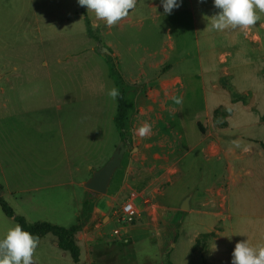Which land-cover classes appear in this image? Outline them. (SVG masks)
<instances>
[{
  "label": "rangeland",
  "instance_id": "obj_1",
  "mask_svg": "<svg viewBox=\"0 0 264 264\" xmlns=\"http://www.w3.org/2000/svg\"><path fill=\"white\" fill-rule=\"evenodd\" d=\"M177 2L180 6L165 14L161 0H137L130 12L143 18L141 27L121 22L107 27L77 0H0V198L27 224L66 228L82 223L74 238L83 264H202L200 252L212 234L192 246L202 209L182 213L179 204L191 195L199 205L208 197L206 188L226 187L228 128L248 130L264 117V54L252 41L253 35L261 39L264 34L253 27L248 34L239 28L202 31L195 1L193 15L187 0ZM203 10L212 12L209 16L219 11L213 0H203ZM91 35H99L98 41ZM212 40H218L213 50ZM164 56L170 75L183 76L189 69L184 88L173 81L166 87L161 83L160 90L155 77L150 78L148 65ZM198 59L212 64L199 68ZM211 67L215 70L207 75L203 70ZM113 87L123 93V132L113 122L116 101L107 95ZM172 97L182 98V104ZM164 106L168 109L157 128L173 143L180 180L169 188L161 181L137 192L128 184L131 177L145 175L139 188L144 189L154 172L139 166L141 138H135L134 129L145 122L152 125L143 139L148 144ZM89 116L93 138L91 145L82 144L90 153L91 172L105 164L118 144L126 147L104 193L73 188L57 167L62 156L58 124L77 127ZM201 126L216 127V156L203 150ZM65 147L69 150L71 143ZM235 148L236 154L257 152L256 146ZM158 188H163L161 196L155 194ZM127 202L135 210L128 222L121 210ZM15 226L0 209V239ZM33 259L35 264H74L50 234L39 240Z\"/></svg>",
  "mask_w": 264,
  "mask_h": 264
},
{
  "label": "crops",
  "instance_id": "obj_2",
  "mask_svg": "<svg viewBox=\"0 0 264 264\" xmlns=\"http://www.w3.org/2000/svg\"><path fill=\"white\" fill-rule=\"evenodd\" d=\"M194 1L196 13L200 18L198 22L199 28L201 27L202 31L210 32V30H213L211 28V16H209L212 12L203 10V2H201V0ZM187 3L189 5L187 11L190 15H193V0H187ZM256 12L260 16V19L253 29L255 33L264 34V13H260L258 9ZM132 13L133 12H129L128 16L120 21L121 24L141 27L143 18L139 15H132ZM201 18H207V21ZM153 25L155 26V22H153ZM194 27L197 28L195 20ZM248 33H250L249 29L245 30V34ZM212 34H214V32L211 33V36H213ZM85 39L91 45V39L86 37ZM216 41L212 40L208 42L212 50L215 47L214 42ZM252 41L258 43L257 48L264 54V35L261 39L258 35H253ZM166 59L167 58L164 56L163 59L148 65L151 72H153L150 78L155 77V83L160 90L161 83L166 87L167 84L173 81H177L178 84L184 88L182 80L188 82L191 76L188 74L190 72L189 69L184 71L185 74L183 76L170 75L171 65L165 61ZM208 61L210 60L198 59L197 65L199 68H202L203 65L209 64ZM210 63L212 64L211 61ZM214 70L215 69L211 67L203 71H205L207 75H210ZM262 77L264 78L263 74ZM148 79L149 78H147V80ZM166 89L167 88L163 90L165 91ZM60 108L61 106L58 105L57 109ZM161 109L160 115L155 118L154 135L151 134L148 137V144L144 143L143 139H139L140 137H135L139 139V145L136 148L137 153H139L141 157L139 166L145 167V165H148V173L151 174L154 172L153 180L148 179L149 181L145 183L144 189L139 188L143 187L141 182H144L146 178L145 175L141 174L136 179L135 177H133L134 179L131 177L128 184L132 185L131 187L134 186L137 192H144V190H146L145 186L160 183L161 181L164 183L163 188H169L174 185L178 177L180 180L181 171H179L176 166L177 160L179 159H173V154H175L173 143L169 140L164 131L157 128L159 125L158 122L164 118V114L168 108L164 106ZM70 126H72V124L63 126L59 123L57 127L56 135L58 139H60V151L62 153V156L58 158L57 167H62V169H64L63 172L66 173L67 184H70L75 189H80V187H84L83 184L92 174L91 162L89 161L90 153L83 147V144L91 145L93 125L91 123V117L89 116V118L85 117L77 127ZM201 127L204 129L200 141L204 145L203 150L206 151L208 156H216L220 150L218 146V142L220 141L219 138H217L216 141L214 140V138L218 136L216 127L213 126V131L208 127ZM158 129L163 133V137L161 138L158 136ZM227 133V137H229V146L223 149V156L226 160V187L206 188L203 192L206 194L205 196L208 197L199 205L196 204L195 201L192 202V196L189 195L187 201L188 209L182 212H191L196 210L195 208L197 206L202 209L200 215L203 217L202 224L204 226L201 224L200 231L191 236L190 241H192V246L197 238L205 234H212V236L207 239L200 252L203 258L202 264H231V254L237 242L247 241L251 247L264 245V148H262V146H264V117L255 121L248 130L235 127L232 129L228 128ZM177 138L180 139L179 136H177ZM68 142L71 143L69 150L65 147ZM239 144H244L247 147L256 146L257 152L253 155L245 150L242 154H236L235 146ZM175 177L176 179H174ZM162 189L158 188L155 194L161 196ZM184 196H187L186 191L183 193V197ZM156 206L157 208L162 207L159 203H156ZM75 216L76 211L72 213L70 219H75ZM155 217H157V215ZM214 225H217V228ZM72 240L77 247H79L74 236ZM74 264H83L80 250L78 262Z\"/></svg>",
  "mask_w": 264,
  "mask_h": 264
},
{
  "label": "clouds",
  "instance_id": "obj_3",
  "mask_svg": "<svg viewBox=\"0 0 264 264\" xmlns=\"http://www.w3.org/2000/svg\"><path fill=\"white\" fill-rule=\"evenodd\" d=\"M136 2L137 0H77L80 7L93 13L95 19L103 21L107 27L116 26L125 19L130 10L135 8ZM161 4L165 14H171L173 9L180 6L177 0H161ZM213 6L219 10L210 17L211 28L216 31L237 28L248 30L260 19L256 10L264 13V0H213ZM107 95L115 102L120 97V91L113 87L108 90ZM172 99L176 104L183 102L180 97ZM151 130L152 125L145 122L134 129V136L144 139ZM39 239L19 225L10 228L4 238L0 239V264H35L33 257ZM231 256V264H264V245L251 247L247 241L237 242Z\"/></svg>",
  "mask_w": 264,
  "mask_h": 264
},
{
  "label": "trees",
  "instance_id": "obj_4",
  "mask_svg": "<svg viewBox=\"0 0 264 264\" xmlns=\"http://www.w3.org/2000/svg\"><path fill=\"white\" fill-rule=\"evenodd\" d=\"M85 22L87 24V21L85 19ZM88 31V34L90 35V31ZM91 38L98 41L97 36H90ZM119 81L120 80L119 78ZM120 91V97L116 101V113L115 117L113 119L115 127L120 131L123 132L124 124L122 119L125 115V107L123 105V99H122V91ZM264 148V146H262ZM88 206V201L84 199L82 201V207L86 209ZM0 209L2 213L9 218H12V220L16 223V225H19L22 227L23 230L32 233L35 236H38L40 239L46 235L50 234L55 238V245L59 250L66 251L69 254V257L73 263L78 262L79 257V249L77 245L72 240L73 236L79 231V229L82 226V223H75L73 225H70L69 227H59L55 226L46 222H36L32 224L25 223L24 219L19 216H13L12 210L7 206V204L0 198ZM210 234L203 235L204 237H207ZM39 239V240H40Z\"/></svg>",
  "mask_w": 264,
  "mask_h": 264
},
{
  "label": "water",
  "instance_id": "obj_5",
  "mask_svg": "<svg viewBox=\"0 0 264 264\" xmlns=\"http://www.w3.org/2000/svg\"><path fill=\"white\" fill-rule=\"evenodd\" d=\"M104 51H106L104 49ZM126 147L122 143L118 144L112 152L110 158L105 164L95 172H92L91 177L83 184L84 188L88 191L95 193H104L106 186L115 171L118 168L122 154L125 152ZM188 197H185L179 204L180 210H187Z\"/></svg>",
  "mask_w": 264,
  "mask_h": 264
},
{
  "label": "built area",
  "instance_id": "obj_6",
  "mask_svg": "<svg viewBox=\"0 0 264 264\" xmlns=\"http://www.w3.org/2000/svg\"><path fill=\"white\" fill-rule=\"evenodd\" d=\"M122 213L124 215V219L126 220V222L131 221L133 218V215L135 214V210L133 208V205L131 202H127L125 203L122 208Z\"/></svg>",
  "mask_w": 264,
  "mask_h": 264
}]
</instances>
